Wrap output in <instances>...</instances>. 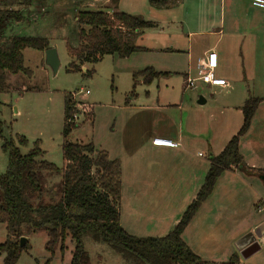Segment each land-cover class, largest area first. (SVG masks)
<instances>
[{"label": "rangeland", "instance_id": "374dc122", "mask_svg": "<svg viewBox=\"0 0 264 264\" xmlns=\"http://www.w3.org/2000/svg\"><path fill=\"white\" fill-rule=\"evenodd\" d=\"M105 1L49 0L42 7L33 4L25 12L23 22L9 26L7 36L26 35L46 38L50 48L56 49L60 66L58 72L53 75L50 67L45 63V51L25 49L22 51L24 67L30 71V75H7L6 84L9 91L0 93V175L5 172L8 161L7 153L2 150L3 142L15 136H22L27 140L26 148H21L22 153L32 149L34 142L38 141L39 148L45 153L43 159L58 169L62 167L60 146L63 98L64 94L69 93L78 107L79 113L75 122L80 126L70 134L68 141L80 145L91 143L98 151H105L109 159L119 161L122 214L129 208L127 196L130 192V184L134 192L139 190L148 194L152 191L147 198L152 202L157 199L155 209L159 212L161 211L159 196L163 191L177 195L176 210L182 201L185 204V201L192 197L188 206L195 198L197 188L204 181L209 167V157L219 155L231 138L229 135L241 126L239 121H236L234 113L228 112L237 99L236 91L241 85L227 78L233 87L228 93L219 88H212L215 92L209 94L202 83H196L197 89H186L181 74L185 69V56L180 53L176 55L163 53L160 50L140 51L127 59L104 56L93 66L84 65L80 71L68 72L71 59L67 54L66 44L76 46L78 43L77 14L81 11L104 10L107 6ZM227 2L228 0H184L172 14L157 13L149 6L148 0H115L113 4L121 7L123 9L121 11H133L135 14L130 15L143 20H157L164 16L168 19H177L179 22L186 20L183 30L181 24L177 23L172 29L165 30L164 36L157 35L148 40L149 37L146 39L144 33L142 36L141 33L138 36L141 37H137L138 39L133 42L139 45L142 43L141 40H144L145 46L165 45L164 47L170 48L176 45L179 49L186 47L184 38L189 29L192 30L189 32L210 30L212 33H217L220 27V9L222 8L223 13L227 8ZM236 2L238 6L242 5L243 9L251 4V0ZM108 6L111 10V5ZM197 14L202 17L201 20L198 23H188V20L191 21V16ZM174 30L177 36L173 34ZM176 37L183 42L181 45L176 43ZM216 37H208L207 40H210L208 47L213 45L212 41H215ZM206 38L195 37L193 40L200 42L201 46L206 48L208 42ZM168 39H170L169 43H167ZM147 68L159 73H167L168 76L159 77L150 86L143 85L142 80L138 78V84L134 89L136 98L134 102H129L131 105L128 106L125 102L131 99L132 76ZM91 70L93 73L86 76L85 72ZM244 73L248 82H241L249 83L250 87L254 85L258 88L264 82V71L254 72L252 78H250L251 72ZM86 91H88L87 95H85ZM201 95L207 102L204 105H197ZM261 99L263 101L255 112L254 121L252 120L255 125L244 138L241 153L245 157L243 166L236 170L239 175L255 177L264 189L262 180L264 178V97ZM156 103L159 109H149ZM85 105L91 108V118L89 107ZM188 126H191L192 134H197L199 137V144L191 150L187 164H182L184 160L178 154L149 151L144 148L147 147L146 141H151L153 136L162 139L168 131H178V127L187 133ZM206 141L212 149H207ZM195 168L200 183L192 180L194 175H191V169L195 170ZM230 174L234 177H229ZM237 174L225 171L220 176L212 195L196 214L189 234L184 236L186 243L203 262L210 264L226 262L228 257L223 258V251L236 249L235 243L238 240L235 239L238 235L249 230L252 223L264 222V211L261 213L257 211V205L260 203L257 195L254 192L251 194L240 182H236L240 180ZM134 177L140 182H130ZM155 178L161 183L153 182L158 181ZM180 178L181 181H178ZM59 183V174L44 173L42 200L46 203L56 202L59 198L57 192ZM142 205V210H146L147 204ZM150 217L153 218V223L158 220L164 227L169 222L168 216L161 218L159 214H153ZM123 223L125 225L124 221ZM6 236L5 225L0 224V244L5 241ZM140 236L156 237L151 236L147 230H144ZM25 238L29 250L21 254L16 264H69L73 250L70 239L65 242L66 251L63 255L59 250L51 255L45 250L47 241L45 232H37ZM262 245L259 254L249 260L241 259L238 264H264L263 241ZM83 246L89 264H126L107 244L94 242L90 234L83 236ZM0 264H3L1 254Z\"/></svg>", "mask_w": 264, "mask_h": 264}, {"label": "trees", "instance_id": "16d2710c", "mask_svg": "<svg viewBox=\"0 0 264 264\" xmlns=\"http://www.w3.org/2000/svg\"><path fill=\"white\" fill-rule=\"evenodd\" d=\"M49 0H0V93H6L7 75H30L24 67L22 51L33 49L44 52L50 49L49 41L40 36L11 35V24H20L24 14L33 5L44 6ZM170 0H148L150 7L164 9ZM78 43L66 44L71 59L68 72L80 71L84 65H95L102 57L127 59L143 51L134 46L129 35L142 33L156 27L154 22L123 12L111 14L101 11H81L76 16ZM93 70L86 71L91 75ZM167 73L147 68L133 74L134 95L137 80L150 85ZM263 99L248 98L240 108L242 125L228 141L219 155L209 157V167L195 198L187 206L174 227L162 237H135L120 225L122 193L121 167L118 160H111L105 151H98L93 144H74L68 141L77 129L75 122L79 110L71 94L63 98L62 167L43 159L39 142L26 153L27 140L15 136L3 142L7 153L5 172L0 175V224L5 225V241L0 244L3 264H16L21 254L29 250L28 242L20 246V239L37 232H45V250L53 255L66 251L65 242L70 239L73 250L69 264H89L84 250L83 236L90 234L96 243L107 244L120 255L126 264H210L203 262L183 241L182 233L197 214L202 204L211 196L220 176L225 171L239 169L243 157L239 152L241 138L248 131L254 114ZM88 111L91 114L90 106ZM44 173L59 174L58 200L46 203L41 198ZM221 264H237L231 256Z\"/></svg>", "mask_w": 264, "mask_h": 264}, {"label": "crops", "instance_id": "0c3cea01", "mask_svg": "<svg viewBox=\"0 0 264 264\" xmlns=\"http://www.w3.org/2000/svg\"><path fill=\"white\" fill-rule=\"evenodd\" d=\"M114 1L115 0H106L105 2L107 6L104 10H91V11H101V12H105L108 14H111L114 11L123 12L129 15L135 14L133 13V11H127V10L126 12L121 11L123 9L119 7L117 4L114 5L113 4ZM183 1L184 0H170L169 5L166 8L164 9H154L153 8V9L157 13L172 14L174 13L176 9L179 8V6L183 3ZM236 1L237 0H228L227 8L223 10V13H222V8L220 9L221 10L220 11L221 18L219 21L220 27L217 33H212L210 30H208L207 32H204L202 30H196L193 32H189L190 29L188 30L187 29L188 27H186V29L188 30L186 31V36L184 38L186 39L184 40V42L187 43L186 47H179L178 49L176 45H173L170 48L164 47L165 45H162V47H154L150 45L145 46L143 45L144 40H141L142 43L139 45L138 44L135 45L133 43L138 38H140L143 35V33L146 39L149 37L148 40H151L150 38L153 36H157V35L164 36L165 34L163 33H165V30L168 31L169 29H172L177 23L181 24L182 30H183L184 28L183 24L185 25L186 20L179 22V20L177 19H168L165 16L162 19L160 18L157 20L156 19L150 20V22H154L156 24L155 28L148 29L149 31L144 30L142 34L141 33L131 34L129 35V40L134 46L138 48H142L143 51L155 52V51L160 50L163 53L169 52V53H174L175 55L176 53H180L183 56H185L186 58L185 69H184V72L181 73L183 80H184L183 81L184 84H185L186 78L196 77V67H197L198 60L204 57L209 52H212V51L215 52L217 55V68L215 70V75L218 78L225 80L226 83L228 84L227 88H224V89L219 88V89L227 93L232 90L233 87L231 83H229L230 81H227V78L235 80L239 83V85H241L238 91H236L238 95L237 99L235 100V103L232 106V108L228 109V112L231 114L234 113V115L237 118L236 121H239V124L242 125V114L240 111L241 106L245 103L246 100H248V98L261 99L264 97L263 95L264 94V85H263L264 82L258 88H256L254 85L250 87L249 83L244 84L241 82V81L244 82L247 79L246 74L244 72H251L250 78H252L254 72L264 71V11H261L258 9L254 10L251 4L248 5L246 9H243V6L239 5L240 6L239 7ZM134 3H136V1H134ZM108 4L111 5V10ZM97 6H98V3H97ZM191 17H192L191 21L188 20V23H195V22L198 23L202 18L198 14L191 16ZM146 21H149V20H146ZM175 32L176 31L174 30L173 31L174 35H176ZM140 34L141 36L138 37ZM214 36H217V37L215 41H212L213 45L211 47H208V44L210 42V40H207L208 37H214ZM195 37H207L206 38V41H208L206 42L207 47L204 48V46L203 47L201 46L200 42L194 41L193 38ZM169 40L170 39H168L167 43H169ZM176 43L181 45L183 42L180 41V39L176 37ZM156 80L157 79H155L153 82H155ZM252 82H254V80ZM196 83H200V82H196ZM196 83H195V86H196ZM204 86H206L205 88L209 94H213L215 92L214 89L212 88H216V87H211L208 85H204ZM194 89H197V88L195 87ZM135 98H136V95L134 94L133 96H131V99L129 101L127 100L125 102V104L130 106L131 105L130 103L134 102ZM206 102H207L206 98L201 95L199 96L197 105H204L206 104ZM149 109L157 110L159 109V105L157 103L156 105L153 104L151 107H149ZM238 115L240 116V118H238ZM252 120L254 121V119ZM253 121L250 124L248 132H246V134L241 138L240 147H239L240 154L242 153V148L244 147V138L248 135V133L252 130L253 126L255 125ZM236 130L232 133V135H229V138L230 137L232 138L234 136V133L236 132ZM192 133L193 131H192L191 126H188L187 133H185L181 129V127H178V131L176 132L168 131L167 134H165V137L162 138V139L170 140L173 143L177 144L176 147L167 148V147L154 146L152 144V141L159 137L153 136L151 138V141L150 140L146 141L145 145L147 147H144V148L149 149V151L150 150L151 151H161V152L168 153V154L169 153L178 154V156L184 160L182 164H185V163L187 164V161L189 160V155L191 154V150H193V148L199 144V137L197 136V134L193 135ZM207 146H208L207 148L208 150H210L209 148L212 149V147L208 145V142H207ZM198 154L199 152L197 153V155ZM244 159L245 157H243V161ZM230 172H232L233 174L234 173L237 174L238 170L232 169ZM191 175H194L193 176L194 178L192 177L193 181L200 183V178L198 176V171L196 170V168L195 170L191 169ZM229 177H234V176L230 174ZM237 177H239L240 180H237L236 182H240L242 186L246 190H248L251 194L252 192H254V194L257 195L258 202H260L259 205H257V211H258V208H260V211L258 212L259 213L263 212L264 211L263 209L264 189L262 185L259 184L256 178L251 175L245 176V175L237 174ZM155 180H158V179L155 178ZM178 181H181V178ZM130 182L139 183L140 181H138V179L134 177L133 180L131 179ZM153 182L161 183L160 180L153 181ZM201 186L199 185V188H197V192ZM166 192L163 191L159 196V206L161 209V211L159 212L158 209H155L156 207L155 203L157 199L152 202L151 199L147 198L148 194H152V191L148 194L146 191L139 192V190H137L134 192L132 191L131 184H130V192L128 193V196H127V200H128L127 204L129 205V208L124 211L126 213L123 212L124 214L121 213L122 207H121V202H120V225L121 227L129 235L133 234L132 236H135V237H142L140 236V234H142L144 230H147L151 234V236L162 237L166 235L174 227V225L179 221L180 217L184 213L183 212L184 208L187 206L188 202L192 199V197H189L185 201V204L182 201L179 208L176 210L177 195L169 194ZM121 200H122V194H121ZM142 204H147L146 210H142L141 208V206H143ZM153 214H159L161 218H164V216L165 217L168 216L169 222L167 223L165 227L158 220L157 222L153 223L152 222L153 218L150 217L151 215L153 216ZM146 216H149V217H146ZM195 218H196V215L194 216L192 221L189 223V225L186 227V229L182 233L181 237L185 243H186V240L184 239V236L189 234L191 230V226L193 225V222L195 221ZM123 221L125 222V225ZM263 232H264V222L260 221V222L252 223L249 230H247L243 234L238 235V237L235 239V240H238L235 243L236 249H234L233 251H229V250L223 251V258L228 257L227 259L228 261L231 256H235L237 258V264H238L241 259L249 260L252 257H254L256 254H259L263 248V245H262ZM186 245L191 249V247L187 243Z\"/></svg>", "mask_w": 264, "mask_h": 264}, {"label": "built area", "instance_id": "2783aa9c", "mask_svg": "<svg viewBox=\"0 0 264 264\" xmlns=\"http://www.w3.org/2000/svg\"><path fill=\"white\" fill-rule=\"evenodd\" d=\"M251 6L255 9L264 11V0H251ZM217 68V55L215 52H209L204 57L200 58L197 62L196 67V77L195 78H186L185 80V88L186 89H194L195 83L200 82L204 85H208L211 87L216 88H227L228 84L225 80L218 78L215 75V70ZM88 94V91L85 92V95ZM154 146L158 147H167V148H174L177 144L165 140V139H154L152 141ZM264 209V207H263ZM260 211V208H258ZM262 239L264 242V232L262 234Z\"/></svg>", "mask_w": 264, "mask_h": 264}, {"label": "water", "instance_id": "95a60500", "mask_svg": "<svg viewBox=\"0 0 264 264\" xmlns=\"http://www.w3.org/2000/svg\"><path fill=\"white\" fill-rule=\"evenodd\" d=\"M45 63L50 67L52 74L55 75L58 72L60 61L55 48H50L45 51ZM200 103V102H199ZM264 181V178H262ZM26 242V238L22 237L20 239V246H23Z\"/></svg>", "mask_w": 264, "mask_h": 264}]
</instances>
